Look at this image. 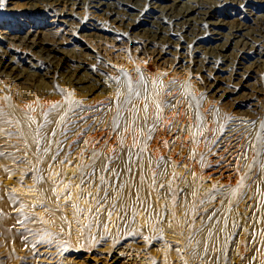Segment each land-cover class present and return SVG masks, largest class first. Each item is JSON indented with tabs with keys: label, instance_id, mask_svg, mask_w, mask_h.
I'll use <instances>...</instances> for the list:
<instances>
[{
	"label": "rangeland",
	"instance_id": "rangeland-1",
	"mask_svg": "<svg viewBox=\"0 0 264 264\" xmlns=\"http://www.w3.org/2000/svg\"><path fill=\"white\" fill-rule=\"evenodd\" d=\"M24 2L0 0V9L20 11L4 13L0 30L60 42L79 59L71 49L86 9L53 33L47 24L35 27L40 15ZM243 8L218 2L237 24L246 20ZM95 27L78 47L86 66L106 79L100 90L67 85L61 68L48 69L34 50L12 41L16 55L41 70L23 85L0 78V237L7 254L17 264H264V63L247 87L232 84L214 97L206 93L207 70L191 63L179 71L174 56L157 59L165 46L159 38L131 36L103 20ZM204 36L202 29L188 35L193 42ZM260 39L264 49V33ZM188 43L193 60L211 54L201 48L197 56ZM229 124L233 136L220 139ZM26 233L60 235L61 249L32 243L24 257L16 246ZM138 241L147 250L126 249Z\"/></svg>",
	"mask_w": 264,
	"mask_h": 264
},
{
	"label": "bare ground",
	"instance_id": "bare-ground-1",
	"mask_svg": "<svg viewBox=\"0 0 264 264\" xmlns=\"http://www.w3.org/2000/svg\"><path fill=\"white\" fill-rule=\"evenodd\" d=\"M19 1L20 0H14V4L17 6ZM217 1L219 2L221 0ZM217 1L25 0L24 3L29 4V6L23 7V9L29 12L30 10L31 12L34 10L38 12L40 16L35 27L39 24H47L53 33H58L68 24L74 23L78 17L74 11L80 7H84L86 9L85 12H88L90 16H85L86 18L80 16L79 21L82 25L76 27L74 34L75 39L72 44L73 48L71 49L75 51H71L72 54L81 57H84V53L82 52H85V49L81 48L82 46L78 47L80 45L79 42H81L79 38L93 32L96 28L95 24H99L100 20H103L107 24H111L118 31L122 30L131 36H136L138 32H143L145 34L147 33V35H151L150 38H159L165 44L164 49L157 54V59L159 61L166 56H174L175 69H179V71H181L180 69L186 64L195 63L199 65L200 71L205 73V70H207L208 72V74L205 73L209 81L206 91L207 95L209 94L216 97L218 96L217 94H220L221 97L224 96V92H227L224 90L232 84L247 87L250 84L247 82V79L253 78L252 73L256 72L264 63V49H261L258 45V43L261 42V33H264V27L260 26L264 25V0H222L229 2L232 11L244 6L243 9L246 12V20L238 23L239 26H234V24H237V20L232 12H222L218 10ZM14 9L15 8L0 9V17L4 15V13L6 15L11 11H19ZM230 18H232V21L229 20ZM18 21L20 26L23 25L21 27L22 29L25 27L28 29L26 34L32 32L31 29L34 27L28 24V22L22 20ZM251 24H257L261 28L250 30L252 27L250 26ZM47 25L44 29L48 28ZM167 27L168 32L166 31ZM171 27H173V29H171ZM201 29L205 31L204 39L193 42L188 35L195 34ZM38 31L39 30H37L36 33ZM27 37L20 36L18 30L15 32H8L6 30L0 32V43H4V47H0V78H7V80L9 78L13 80V82L17 81L18 84L20 83L23 85L31 76L34 77L37 75L38 71L41 70L40 65H33L25 58H20L16 55L17 52L13 47V40H19L18 43L20 45L18 46L22 45L28 50H34L33 54L40 56L45 65H49V68H46L50 69V67H52L53 70L61 68L67 85H74L75 88L79 90L89 89L88 91H94L100 87L104 89L106 87V79L104 77L97 74L92 68L87 67L81 57H79L80 60H74V57L77 58V56L70 57V53L65 51L64 46L60 42L55 41L46 44V41H37L33 38L26 40ZM187 39H189V41L186 42ZM188 42L193 43L194 49L203 48L211 52V54L216 53L213 54L216 56H211L210 53L203 54L205 59H202L201 63L199 59L193 60L192 56L186 52V47L189 44ZM12 49L15 50V54L13 55L9 54ZM58 54L61 55L59 56ZM196 54L200 56L198 50ZM207 66L210 67L206 69ZM230 66H232V72L229 71ZM225 72L229 73L228 76H225ZM251 87H253V85H251ZM12 117L19 122L21 120L19 113H12ZM20 127L24 133L27 132L25 122L21 121ZM234 130L233 124H229L227 130L222 132L220 139L223 140L228 137ZM15 236V234L14 237L10 235L9 238L13 240ZM16 237H18V235ZM23 238L24 240L16 246V251L23 253L24 257L30 255L28 253L31 250L32 243H35L37 249H54L57 252L61 249L60 247L62 245L60 242L62 240L60 235L45 234L35 236L34 234L26 233L23 235ZM143 243L142 241H138V244L133 246L127 244L126 249L135 252L138 250H147ZM106 250L108 251L109 248ZM108 255L115 261L117 260L115 252L113 254L112 252H108ZM136 257L137 256H135V258ZM15 261L13 255L7 254L6 243L0 237V264H17Z\"/></svg>",
	"mask_w": 264,
	"mask_h": 264
},
{
	"label": "snow or ice",
	"instance_id": "snow-or-ice-1",
	"mask_svg": "<svg viewBox=\"0 0 264 264\" xmlns=\"http://www.w3.org/2000/svg\"><path fill=\"white\" fill-rule=\"evenodd\" d=\"M261 128H264V123L261 124Z\"/></svg>",
	"mask_w": 264,
	"mask_h": 264
}]
</instances>
